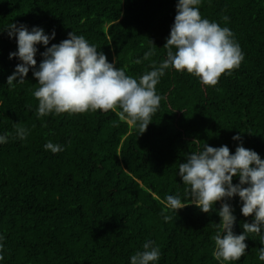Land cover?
I'll return each instance as SVG.
<instances>
[{
    "label": "trees",
    "instance_id": "1",
    "mask_svg": "<svg viewBox=\"0 0 264 264\" xmlns=\"http://www.w3.org/2000/svg\"><path fill=\"white\" fill-rule=\"evenodd\" d=\"M177 0H0V264H130V256L152 240L159 264H218L213 236L220 217L188 204L163 219L167 195L190 197L178 166L186 155L226 145L230 154L242 144L264 159V0H203L202 18L228 27L244 60L216 86L202 85L186 71L166 70L157 92L163 97L147 130L121 121L112 110L63 113L38 118L39 87L29 70L25 82L9 87L7 77L20 61L9 38L11 23L55 31L47 47L73 32L83 35L109 62L139 78L166 58L163 47L176 15ZM227 17V21L224 17ZM38 68L43 45H37ZM150 49L154 54L143 60ZM141 59V63H134ZM29 135L13 139L16 128ZM240 135L239 141L233 136ZM63 147L53 154L43 145ZM239 183L238 177L233 184ZM233 231L243 233L239 197ZM223 201H218L216 209ZM223 236L224 233H221ZM246 254L232 264H264V246L250 234Z\"/></svg>",
    "mask_w": 264,
    "mask_h": 264
},
{
    "label": "clouds",
    "instance_id": "2",
    "mask_svg": "<svg viewBox=\"0 0 264 264\" xmlns=\"http://www.w3.org/2000/svg\"><path fill=\"white\" fill-rule=\"evenodd\" d=\"M202 2L177 0L174 23L163 46L166 58L158 66L153 63L152 69L139 78L115 67L83 35L71 31L67 39L47 47L50 40L55 39V31L49 35L39 26L29 30L24 24L11 23L7 32L9 38L16 39L17 50L9 53V59L17 58L20 63L7 77V84L15 87L14 82L24 83L29 70L33 69L39 85L33 93L38 100V118L112 110L121 121L142 134L160 107L163 97L156 86L166 70L186 71L197 77L202 85L214 87L222 74L232 75L245 58L230 28L201 17L199 6ZM227 19L225 16L224 20ZM37 45L46 47L38 68L35 67ZM153 54L154 50L150 49L142 59L148 60ZM134 63H141V59ZM28 135L27 128L17 127L13 139L23 141ZM9 136V133L0 134V144L8 143ZM240 139V135L233 136V140ZM43 147L53 154L63 151L60 144L51 140ZM177 176L185 185V193L191 202L185 203L178 194L167 195L161 201V215L168 221L171 219L168 212L177 215L178 210L188 204L195 205L203 213L215 211L220 222L216 223L213 236V258L218 264H232L244 257L248 247L245 241L250 234L264 245V159L256 151L240 144L230 154L226 145L212 147L206 143L186 155L185 161L178 166ZM234 177H238L239 183L233 184ZM237 196L242 215L253 217L251 223H243L244 231L239 235L233 231L236 217L232 205L227 202ZM218 201L223 203L216 209ZM4 239L0 235V260L3 259ZM142 248L130 256V264H159L161 250L154 241L144 242ZM258 260L264 262V246L259 248Z\"/></svg>",
    "mask_w": 264,
    "mask_h": 264
}]
</instances>
